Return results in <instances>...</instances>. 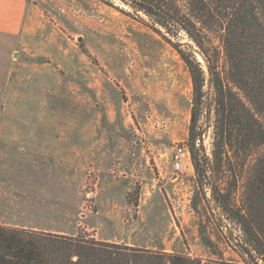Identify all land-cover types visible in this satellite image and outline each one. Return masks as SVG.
Instances as JSON below:
<instances>
[{"label":"rangeland","instance_id":"rangeland-1","mask_svg":"<svg viewBox=\"0 0 264 264\" xmlns=\"http://www.w3.org/2000/svg\"><path fill=\"white\" fill-rule=\"evenodd\" d=\"M12 7L23 13V28L0 35V134L64 140L59 167L32 176L39 187L42 179L57 184L47 192L53 216L43 223L203 260L220 250L228 258L222 235L231 241L237 232L231 224L221 231L209 192L199 191L186 146L191 84L173 49L134 15L95 0ZM203 140L209 154L211 128ZM181 147L187 155L177 170ZM21 219L40 225L39 213Z\"/></svg>","mask_w":264,"mask_h":264},{"label":"trees","instance_id":"trees-1","mask_svg":"<svg viewBox=\"0 0 264 264\" xmlns=\"http://www.w3.org/2000/svg\"><path fill=\"white\" fill-rule=\"evenodd\" d=\"M95 1L140 19L181 60L191 84L189 160L221 231L231 224L237 232L231 241L222 235L230 256L213 251L216 259L203 260L83 230L66 236L0 226V264H264V0Z\"/></svg>","mask_w":264,"mask_h":264},{"label":"crops","instance_id":"crops-1","mask_svg":"<svg viewBox=\"0 0 264 264\" xmlns=\"http://www.w3.org/2000/svg\"><path fill=\"white\" fill-rule=\"evenodd\" d=\"M23 0H0V35L14 36L22 31V12L14 13L12 4L21 3ZM64 141L56 136L40 137H11L0 134V226L22 228L34 231L55 233L66 236L75 234L59 230L52 224L43 223L46 216L54 213L46 205L47 200H53L47 193L55 190V179L40 181V187L32 176H36L44 170L58 168L62 154L61 142ZM69 149V148H68ZM94 152L89 153L90 158ZM106 155V153H101ZM108 155V154H107ZM31 176V177H30ZM37 192H40V210L37 207ZM40 214V225L23 223V215ZM94 238L97 239L95 236ZM104 242L117 243L110 240ZM136 246L130 243H122ZM147 249L149 248L144 247ZM165 252H172L162 250Z\"/></svg>","mask_w":264,"mask_h":264},{"label":"built area","instance_id":"built-area-1","mask_svg":"<svg viewBox=\"0 0 264 264\" xmlns=\"http://www.w3.org/2000/svg\"><path fill=\"white\" fill-rule=\"evenodd\" d=\"M186 154L187 152L184 148H177L176 152L174 153L173 160H174V167L175 169L179 170L181 166V156L182 154Z\"/></svg>","mask_w":264,"mask_h":264}]
</instances>
